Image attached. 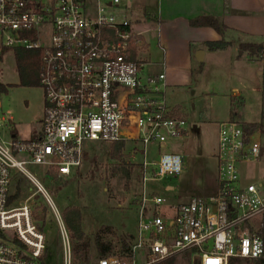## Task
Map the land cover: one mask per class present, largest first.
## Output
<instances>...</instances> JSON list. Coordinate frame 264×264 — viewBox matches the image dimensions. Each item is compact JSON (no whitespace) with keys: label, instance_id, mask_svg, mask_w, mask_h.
I'll return each mask as SVG.
<instances>
[{"label":"built area","instance_id":"obj_1","mask_svg":"<svg viewBox=\"0 0 264 264\" xmlns=\"http://www.w3.org/2000/svg\"><path fill=\"white\" fill-rule=\"evenodd\" d=\"M131 1L0 0V53L6 48L42 52L44 99L37 138H17L10 118L0 114V264H41L47 250L30 205L8 202L12 169L27 176L55 208L26 165L42 164L69 176L82 166L86 142L139 143L143 155L130 258L110 255L97 264H158L188 251L194 264H237L264 256V195L258 184H242L239 176L240 163L261 155L252 125L235 119L218 124L214 194L173 205L145 191L146 182L178 177L186 169L185 155L162 149L168 140L185 136L190 125L167 103L165 74L145 76L143 62L132 58L141 43L132 23L108 13ZM149 145L157 147L154 160ZM62 233L64 264H71L70 241Z\"/></svg>","mask_w":264,"mask_h":264},{"label":"rangeland","instance_id":"obj_2","mask_svg":"<svg viewBox=\"0 0 264 264\" xmlns=\"http://www.w3.org/2000/svg\"><path fill=\"white\" fill-rule=\"evenodd\" d=\"M135 1L111 8L108 13L118 22L125 19L130 21L135 31L148 30L145 37L149 47L147 49L143 43H139V58L143 60H138L146 64L144 73L150 70L161 72L163 69L159 63L163 51L158 44V26L142 19L134 6ZM136 19H140V23ZM231 38L239 49L241 40L235 35ZM14 50L9 48L0 60V82L9 86L8 93H0V114L13 116L17 124V138L27 140L31 139L35 131H40L42 89L40 86L20 85ZM240 52L231 47L226 52L208 54L202 62H197L194 54L189 69L191 83L166 89L168 105L177 108V114L188 121L190 129L185 136L168 140L162 151L185 155L186 169L178 177L146 182L147 193H157L167 204L173 205L183 203L193 196L214 194L218 123L232 118L235 105L240 107L241 114L236 115L235 120L240 119L252 125V129L259 132L262 146L257 160L240 163L239 176L242 184H258L264 195V109L259 100V92H255L253 84L242 78L246 56L241 57ZM235 55L242 62L236 64ZM146 60L155 64L148 65ZM234 88L242 90L243 104H240V98L232 100ZM195 125L197 128H194ZM85 147L87 151L82 166L69 176L57 175L54 178L49 173L52 168L35 163L26 165L28 171L46 189L55 208L27 176L12 169L10 195L15 194L18 187L21 191L12 206L30 205L35 224L46 236L47 250L43 259L46 264H64L62 231L66 232L70 241L71 264H77L74 258L76 241L71 237L62 217L66 207H77L82 213V228L89 243V264H97L100 259L95 245V235L100 229H105L104 239L112 241L114 255L120 251L123 237L130 241V235L137 233L136 198L143 190L138 169V163L143 161V155L138 151L140 144L125 142L119 158L111 156L110 143L86 142ZM148 150L149 159H156L157 147L149 145ZM18 158L28 159V156L19 155ZM168 186L174 189L168 190ZM260 224V234L264 237V223ZM174 257L173 264H194L190 251ZM237 264H247V261L240 259Z\"/></svg>","mask_w":264,"mask_h":264},{"label":"crops","instance_id":"obj_3","mask_svg":"<svg viewBox=\"0 0 264 264\" xmlns=\"http://www.w3.org/2000/svg\"><path fill=\"white\" fill-rule=\"evenodd\" d=\"M134 6H136L142 19H146L158 26V44L163 51V57L160 58L159 63L163 71L153 72L150 70L147 73H143L145 76H156L164 73L167 83L166 89L168 87L185 86L191 83L192 76L189 74L191 70L190 65L193 55L199 50L204 51V61L208 54L226 52L231 47H234L236 51H240L233 44V39L231 38L233 35L237 36V39L241 40L240 42L245 39L264 41V0H136ZM199 16L220 18L228 27L226 35L228 40L232 41V44L223 50H209L205 42L219 40L221 39V35L209 26H191L190 21ZM136 21L140 23L141 20L136 19ZM133 31L139 35L141 43L148 49L149 42L145 37V33L148 30L135 31L133 29ZM8 50L0 53L2 54V58ZM134 51L136 52L134 58L140 59L139 50L134 48ZM239 55L241 57L246 56V59L243 61L245 70L242 78L253 84L255 92H259V100H261L262 108L264 109V60L250 59L247 56V52L241 51ZM235 57L236 64L242 62L239 56L235 55ZM147 64L153 65L155 62L147 61ZM145 66L146 64L144 63V69ZM233 98H240V104L244 103L242 90L239 91L237 88H234L232 100ZM41 99L44 109L43 93ZM234 107L236 108V114L241 116L240 107L238 108L235 105ZM9 118L10 127L17 134L15 118L13 116H9ZM42 118L43 111L40 119L41 122ZM194 128H197L196 125ZM40 134L41 126L40 131H35L31 139L39 137ZM167 189L171 190L172 188L168 186Z\"/></svg>","mask_w":264,"mask_h":264},{"label":"trees","instance_id":"obj_4","mask_svg":"<svg viewBox=\"0 0 264 264\" xmlns=\"http://www.w3.org/2000/svg\"><path fill=\"white\" fill-rule=\"evenodd\" d=\"M190 25L194 27L200 26H209L215 29L220 35L221 39L216 41H207L205 45L209 50H223L232 44V41H229L227 38L228 27L223 23V21L214 16H199L190 21ZM239 49L242 52H247V56L250 59L264 60V41H243L239 44ZM9 48L4 49V51ZM3 51V52H4ZM15 60L18 70V75L20 78V85L22 86H40V75H41V56L42 52L40 50H26L23 48H15L14 50ZM135 51L132 50V58L135 57ZM2 59V54H0V60ZM263 77H264V68H263ZM8 85L0 83V93H7ZM234 104V103H232ZM236 108H233L232 119L236 118ZM262 121H264V113L262 115ZM125 142H116L112 144L111 156L113 158H119ZM50 175L54 178L58 175V172L54 169L49 170ZM20 188L18 187L17 192L8 197L9 204H12L20 195ZM63 221L67 228L71 232V237L76 241L74 245V258L77 264H89V243L86 240L85 232L82 228V213L77 207H66L63 210ZM109 229H107V232ZM105 229H100L95 235V245L99 258L107 257L114 255V246L112 241H107L104 239L103 233ZM134 240V235H130V241L123 237L121 239V249L115 255L129 259L131 253V247ZM175 257H169L164 261L158 264H173ZM41 264H46L44 260ZM247 264H264V256L247 260Z\"/></svg>","mask_w":264,"mask_h":264},{"label":"water","instance_id":"obj_5","mask_svg":"<svg viewBox=\"0 0 264 264\" xmlns=\"http://www.w3.org/2000/svg\"><path fill=\"white\" fill-rule=\"evenodd\" d=\"M203 55H204V51L203 50H199L195 54L197 61H199V62L203 61Z\"/></svg>","mask_w":264,"mask_h":264}]
</instances>
